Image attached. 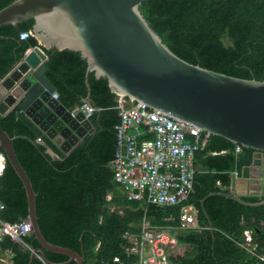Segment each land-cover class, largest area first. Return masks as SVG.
<instances>
[{
    "label": "trees",
    "instance_id": "16d2710c",
    "mask_svg": "<svg viewBox=\"0 0 264 264\" xmlns=\"http://www.w3.org/2000/svg\"><path fill=\"white\" fill-rule=\"evenodd\" d=\"M12 1L0 0V9ZM140 10L180 59L213 72L264 82V0H146ZM32 25L33 20H28L0 27V83L24 53L38 45L33 37L19 39ZM45 53V78L55 87L59 103L69 110L88 103L96 111L90 118L92 130L67 154L45 137L36 142L38 138L17 118L16 108L0 116V128L9 137H19L13 147L36 195L40 231L50 244L83 254V264H130L136 258L125 251L124 233L137 232L143 217L153 226L176 228L180 207L127 200L109 165L116 148L117 96L105 79L96 80L90 74L87 101L86 64L80 55L53 49ZM140 132L139 142L154 138L144 128ZM205 138L200 133V140ZM234 147L223 138L210 136L195 152L193 190L184 204L197 210L200 230L176 233L184 247L171 255L172 264H264V206H243L219 195L201 205L208 194L227 193L230 172L235 167L240 170L253 153L242 149L235 155ZM243 199L259 201L256 197ZM0 202V220L15 223L27 218L25 191L7 162L0 176ZM245 230L252 231V253L239 246ZM25 242L32 250L40 247L34 236ZM5 251L12 254L11 264L30 262L31 251L9 238L0 242V252ZM67 260L45 252V257L35 255L30 264Z\"/></svg>",
    "mask_w": 264,
    "mask_h": 264
},
{
    "label": "water",
    "instance_id": "95a60500",
    "mask_svg": "<svg viewBox=\"0 0 264 264\" xmlns=\"http://www.w3.org/2000/svg\"><path fill=\"white\" fill-rule=\"evenodd\" d=\"M146 0H14L0 9V27L33 20L31 33L38 47L29 49L0 83V116L17 109L21 120L38 138L52 141L67 154L92 130L81 112L60 103L53 105L55 87L45 78V51H72L85 61L88 77L105 79L109 89L131 103L145 104L210 136L223 138L253 151L219 195L243 206H264V82L213 72L177 57L143 17ZM73 112V113H72ZM18 136L0 128L1 157L20 180L27 200V219L39 248L66 256L60 264H83V254L50 244L43 237L36 216L35 192L13 147ZM256 197L251 203L243 198ZM47 264H58L50 263Z\"/></svg>",
    "mask_w": 264,
    "mask_h": 264
},
{
    "label": "built area",
    "instance_id": "2783aa9c",
    "mask_svg": "<svg viewBox=\"0 0 264 264\" xmlns=\"http://www.w3.org/2000/svg\"><path fill=\"white\" fill-rule=\"evenodd\" d=\"M30 37H33L30 30L19 34L20 40ZM36 47L40 48L38 45ZM52 99L58 100L56 92L52 94ZM116 108L119 116V122L114 128L116 148L109 164L114 181L120 185L128 201L180 207L176 228L153 226L143 217L137 232L124 233L125 251L136 258L130 264H172L171 255L177 248L184 247L176 233L200 230L197 210L184 203L193 190L195 152L204 147L206 138L200 140L201 132L197 128L185 125L145 104L131 103L117 96ZM72 111L81 112L84 120L90 121L96 110L84 103ZM140 128H144L146 134L154 138L139 142ZM241 151L242 147L235 145L234 154L238 155ZM0 161L1 176L6 162L1 156ZM239 175L240 170L235 167L229 176L235 180ZM107 198L110 199L109 196ZM2 209L0 202V211ZM31 236L33 230L28 219L15 223L0 220V242L9 238L32 252L25 242ZM243 236L244 242L239 246L250 253L254 252L252 231L245 230ZM4 263L6 261L0 254V264Z\"/></svg>",
    "mask_w": 264,
    "mask_h": 264
},
{
    "label": "crops",
    "instance_id": "0c3cea01",
    "mask_svg": "<svg viewBox=\"0 0 264 264\" xmlns=\"http://www.w3.org/2000/svg\"><path fill=\"white\" fill-rule=\"evenodd\" d=\"M55 103H59V101H58V100H53V105H54ZM40 142H41V141L39 140V143H40ZM52 156L56 158L55 155L52 154ZM26 219H27V218H26ZM0 254H1L2 258H4L5 261H6V263H4V264H11V263H10V259L12 258V254H11L10 252H8V251H7V252H0ZM6 256H7V257H6Z\"/></svg>",
    "mask_w": 264,
    "mask_h": 264
},
{
    "label": "bare ground",
    "instance_id": "6f19581e",
    "mask_svg": "<svg viewBox=\"0 0 264 264\" xmlns=\"http://www.w3.org/2000/svg\"><path fill=\"white\" fill-rule=\"evenodd\" d=\"M1 162V161H0Z\"/></svg>",
    "mask_w": 264,
    "mask_h": 264
},
{
    "label": "rangeland",
    "instance_id": "374dc122",
    "mask_svg": "<svg viewBox=\"0 0 264 264\" xmlns=\"http://www.w3.org/2000/svg\"><path fill=\"white\" fill-rule=\"evenodd\" d=\"M7 257V256H6Z\"/></svg>",
    "mask_w": 264,
    "mask_h": 264
}]
</instances>
